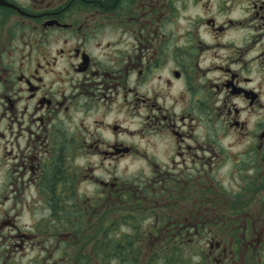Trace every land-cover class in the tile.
<instances>
[{"label": "flooded vegetation", "instance_id": "af4514ba", "mask_svg": "<svg viewBox=\"0 0 264 264\" xmlns=\"http://www.w3.org/2000/svg\"><path fill=\"white\" fill-rule=\"evenodd\" d=\"M189 5L196 18L174 25ZM129 157L147 172L110 175ZM8 160L0 190L17 172L45 210L24 231L5 213L22 241H59L61 256L116 203L93 264L187 257L206 226L228 228L199 249L209 264H264V0H0ZM86 182L99 194H80Z\"/></svg>", "mask_w": 264, "mask_h": 264}, {"label": "rangeland", "instance_id": "374dc122", "mask_svg": "<svg viewBox=\"0 0 264 264\" xmlns=\"http://www.w3.org/2000/svg\"><path fill=\"white\" fill-rule=\"evenodd\" d=\"M197 15V7L190 5L182 7L178 16L176 15L177 18L174 25H181L182 27L190 25ZM239 148L240 146L236 145L233 150L236 151ZM94 162V160H90L88 163H92V165H94ZM15 163L10 160L1 162L0 170L8 171L12 168H16L17 166L14 165ZM96 164H99V161H97ZM105 164H108V162H106ZM140 170L143 172L146 171V168H144V165L141 162H139L137 159H134L133 157L125 158L118 162L112 164L110 163L109 165L110 175L114 174L115 176L120 177L122 180L126 181L134 180L133 178ZM23 179L24 178H22L19 173L13 172L11 179L9 181L7 179L5 180L7 181V185H11V188L9 187L4 191L0 190V264H34L38 260L39 264H83L82 262H79L81 252H87V254L89 255V262H87L86 264H93V262H95V258L92 257L90 253V246H93L94 242L97 241L96 236H98V233L101 232L104 227H106L103 219L108 215L107 224H109L110 221L117 216V211L122 210L123 208L116 203L110 204L108 207V212L104 215V218H102V216H99V219H93V226L87 231L88 235L94 234V237L92 236V239L86 238L85 242L79 241L75 245V247H72V245L65 246V248L63 249V255L60 256L59 254L61 253V243L59 241L49 240L47 239V237H42L40 240L29 239L27 241H22V237L17 236L18 230H16V228H10L12 226L9 223L4 222V219L7 220L5 213H8L13 217L15 216L16 226H18V228L20 229L19 231H24L27 230L26 227H32L31 223L33 221V218L45 213L44 208H42L43 205H39V207L36 209L35 206L39 203H32L31 197L28 194L27 195L29 196L30 201L24 198V189L22 188ZM78 189L80 190V194H82L83 196H85V194L87 193L93 192V190L96 195L99 194V191L94 188L92 184H89L87 182L82 183V185H80ZM125 212H133V209H127L126 206ZM136 212L137 209L134 210L133 215H136ZM33 214H35V217L32 218ZM210 229H212L211 237ZM204 230H206L205 234L203 235V237L201 236L202 234L200 235L202 237H200V240L192 241L193 243L189 242L188 256L194 255L195 252H200V248L204 249L206 255L208 253L207 243L209 242V239L211 240L214 234H224L228 230V228L223 227L218 229L213 226H206ZM84 239L85 238H83L82 240L84 241ZM67 242L70 243L71 241ZM212 242L215 243L216 240L214 239ZM228 242L229 240H227V243ZM80 247L81 249H79ZM70 256L71 259H69ZM244 256L245 253L243 251V253H241L239 257L240 259H242ZM203 260L198 261V263L196 264H209V261L207 262V260Z\"/></svg>", "mask_w": 264, "mask_h": 264}, {"label": "trees", "instance_id": "16d2710c", "mask_svg": "<svg viewBox=\"0 0 264 264\" xmlns=\"http://www.w3.org/2000/svg\"><path fill=\"white\" fill-rule=\"evenodd\" d=\"M115 225L113 226H109L108 228V232H112L114 229H115ZM116 230V229H115ZM108 242L110 243H114L113 245H115L114 247H109V251H108V254H107V258L109 260L111 259H114V258H117L118 257V252H117V248L119 247L118 244H117V241L116 240H112V239H109ZM94 249H95V253H96V256L101 259L103 257V253H102V246H101V243L99 240L96 241V244L94 246ZM175 248L173 247L172 250H174ZM175 251V250H174ZM128 254H131L133 256V252L131 253H124V255H128ZM162 261L164 262V264H196L198 263V261H205L206 260V256H204V254H200L199 252H195L194 255H191V256H187V257H181V255H179V253H175V252H171V255L169 256V258H165V257H162L161 258ZM130 264H133V262H130ZM157 264H159V262H157ZM163 264V263H162Z\"/></svg>", "mask_w": 264, "mask_h": 264}]
</instances>
